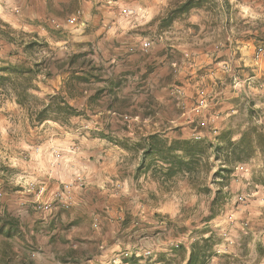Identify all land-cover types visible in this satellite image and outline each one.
Returning <instances> with one entry per match:
<instances>
[{
	"label": "rangeland",
	"instance_id": "374dc122",
	"mask_svg": "<svg viewBox=\"0 0 264 264\" xmlns=\"http://www.w3.org/2000/svg\"><path fill=\"white\" fill-rule=\"evenodd\" d=\"M84 1L91 5V8L84 9L88 17H99L107 26L113 27L115 35L120 33L135 41V46L131 47V50L135 49L133 52L140 49L146 52L151 43L174 46L176 54L173 55L175 64L172 73L157 81L167 80L171 84L168 99L172 103L166 102L168 104L160 109L157 107L154 114L143 107L133 106L131 111L126 110L133 103L125 105V100H119L118 107L127 116H117L118 120L112 123L117 133L110 135L115 142L109 143L107 137L103 138L104 134L93 129L97 126L94 119L98 121L99 118L69 117L66 122L45 120L31 123L26 108L14 101V93L1 92L0 221L7 216V211L10 213L14 210L20 215L23 212L10 201L9 194L16 188L30 193L29 198H34L33 205L37 210L50 211L58 207L65 219L68 215L66 212L74 205L73 192L87 184V177L85 179L78 164L81 161L96 163L89 174L105 176L106 179L108 172L114 169L111 162L122 161L124 165L116 169V175L111 173L113 185L110 189L116 196L114 203L121 205L126 213V222L135 226V232L132 231V236L128 238L142 247L144 252L138 251V255L143 259L154 258L157 252L163 251L175 239L188 243L207 226L218 241L216 252L208 264H264V185L258 177L263 170L260 152L232 167L228 181L221 188L223 199L218 200L221 203L215 206V215L210 219L209 203L218 186V180L213 179L218 163L213 162L211 152L209 169L197 178L200 188H192L186 180L176 178L166 195L151 196L148 193L136 198L128 194L120 196L121 185L115 183L121 181V175L126 180L133 178L136 163L141 157L140 151L133 147L140 137L149 132L167 131L169 125H178L187 130L191 139L200 141L213 138L220 131V126L223 128L225 125L247 122L264 124V0H227L228 4L224 0H206L204 5L194 8L188 16L176 19L163 28L159 27V18L178 0ZM84 1L0 0L1 29L7 30V24L17 43L32 40L30 35L36 32L38 39L44 42L25 50L23 46L8 43L0 36V63L21 61L28 65L46 60L31 80L35 86L31 92L39 98L53 93L51 88L59 87L62 81L57 77L48 78L43 69L46 64L56 71L61 68L62 61L59 59L60 62L56 63L54 57H61L63 44L56 42V38L67 37L76 48L80 47L76 45L77 39L91 34L79 30L86 27L81 11ZM46 12L53 18L48 21L52 34L42 24L44 18H39L42 13L47 19ZM86 49L82 51L89 58ZM20 81L25 80L20 78ZM120 81L124 89L125 80L121 78ZM162 87V83L152 86V94L165 96ZM162 112H165L164 115ZM172 117H176V121L171 122ZM121 145H126V148ZM31 161H48L52 166L62 164L59 179H64L55 190L48 192L47 184L30 177L23 182V170H26V163ZM75 161L77 166H70ZM102 161L106 163L100 166ZM20 183H24L23 189L19 188ZM144 187L153 191L150 183ZM204 187L210 191L206 193ZM48 193L50 195L46 198ZM152 201L154 204L167 201L170 209L173 201L174 211L166 214L147 211ZM18 204L23 206L22 202ZM30 215L31 212L23 213L26 233L34 230L32 224L36 225ZM148 220H152L151 227L146 225L141 229ZM154 221L157 223L154 224ZM93 223L92 220L88 223V229H98L100 224L97 221ZM51 228H54L53 222L45 224L42 231H38V244L44 243L45 230L50 231ZM83 233V230L79 231L70 241H65L73 245L77 241L84 244L86 233ZM17 249V246L0 240V259H12ZM76 250L80 256L91 251V248L77 247ZM121 255L129 257L132 253L125 250ZM68 262L87 264L81 260Z\"/></svg>",
	"mask_w": 264,
	"mask_h": 264
},
{
	"label": "crops",
	"instance_id": "0c3cea01",
	"mask_svg": "<svg viewBox=\"0 0 264 264\" xmlns=\"http://www.w3.org/2000/svg\"><path fill=\"white\" fill-rule=\"evenodd\" d=\"M81 5V11L83 13L82 19L86 21V27L79 28V30L91 34L77 39L76 45L80 47L76 48L70 43L71 41L67 37H54L56 38V42H61L63 44L61 47V57H54L56 63L60 62L59 59L62 61L61 68L56 71L52 69L50 64H46L47 66H45L47 69L51 71V75L47 77L62 79L59 87L51 88L53 92L61 88L63 89L69 74L75 70H77L78 73L80 71L79 69H81L77 67L68 68L69 56L74 53H83L82 50L85 47L88 48L86 49L88 52L87 56H90L89 59L91 63H95V67L98 70L100 69L99 78L101 80H91V83L85 84V87L81 89V94H77L74 98L70 99L69 102L71 104L83 110L82 115L72 117L76 119L79 117L88 118L91 116L93 118H99L98 121L94 119V124L97 123V126L93 127V129L104 134L105 137L103 138L107 137L106 139L111 143L114 139H112L110 135L117 133L115 130L116 127L113 126L112 123L118 120L117 116L121 118L122 116H127L123 113L124 110L118 107L119 100H125V105L133 103L132 105L129 104V108L125 106L126 110L131 111V107L133 106L137 108L143 107L144 110H151L154 114L156 113L155 109L157 107L160 109L168 104L166 102L172 103V101L168 99V92L170 91L171 84H169L167 80L161 82L157 81L160 78H164L168 73H172V66L175 64L173 55L176 54V51L173 49L174 46L172 45L168 46L162 43H151L146 52L142 51L140 48L141 52L138 50L133 52L135 49L131 50V47L135 46V41L126 38L125 35H121L120 33L115 35V33H113L115 32L113 31V27L107 26L105 21H101L99 17L97 18L95 15L88 17L89 15L84 11L85 8H91L88 2L84 1ZM39 31L41 30H38V32ZM128 63L131 65L127 66ZM121 78H123L125 80L124 83H126L124 89L119 83L121 82ZM157 83H162V91L165 96L160 97L158 94H152V86H157ZM90 86H93V88ZM97 90L103 91L96 96L94 93ZM90 109L93 110L90 111ZM92 113H94V115H92ZM164 113L165 112H162L163 115ZM175 119L176 117H172L170 121H176ZM120 121L122 122V120ZM168 129L167 131L163 130L149 133L160 132L169 138L177 135L179 137L189 138L185 128H181L178 125H169ZM221 129L222 126H220L219 130ZM206 132L207 131H205V133ZM139 162L140 159L136 163V167ZM105 163L106 161H102L99 165L101 166ZM26 164V170H23L22 175L24 183L27 178H33L37 180V182H44L47 184V191L50 192L55 190L64 179H59V170L62 164H54L52 166L48 161H31V163L29 162ZM76 164L75 161L70 163V166L74 165L75 167L77 166ZM81 164H83V168ZM122 164V161L111 162L114 169L108 172L109 176L105 179V176L99 177L95 174H89L92 167L96 166V163L81 161L78 166L83 170L85 179L87 177L85 182L87 184L85 187L73 192L74 205L66 212L68 215L65 219H63L64 214L62 210L58 207H54V209L50 211L37 210L33 205L34 198H29L30 193L27 194L25 191H19L16 188L13 193L9 194L11 197L10 201H13L15 206H17L18 209H22L23 212L20 215L19 212L14 210L10 213L7 211V216L3 218V221H0V240L7 244L11 243L17 246L18 249L17 251L15 250L16 254L12 259L8 260L7 257L4 258V260L9 264H69L68 261L75 260H81L83 263L87 264H107L110 262H119L123 257L121 254L125 250H129L130 253H135L136 255L140 252H144L138 243L128 238L132 236V231L133 233L135 232L133 228L135 226H132L129 221L126 222V213L121 205L114 203L115 199L113 198L116 196L113 194L112 189H110L113 185L110 179L111 173L114 172L113 174L116 175V169H119ZM85 166L86 169H84ZM70 168L73 169V167ZM120 180L121 181H115V183L121 185V195H119L123 197L128 194L129 196L140 198L148 193H150L151 196H155L167 192L154 180L150 171L140 170L135 174L134 170L132 179L126 180L121 175ZM24 183H20L18 185L19 188L21 187L23 189L24 185L22 184ZM149 183L152 185L153 191H148V189L144 187L146 184L149 185ZM5 195L6 194H4V196ZM47 195L49 196L50 194H46V198ZM3 197L2 199H4ZM18 202H22L23 206L19 205L20 203L18 204ZM0 205H2V203H0ZM170 206L171 209L167 201H159L155 202V204L152 201L146 210L153 213L156 212L157 214L158 212L166 214L167 212L174 211L175 205L173 201ZM25 211L32 213V215H30L33 216L32 222L36 223V225H31L35 227L34 230L28 233L25 232L27 229H25L24 226L26 224L23 216ZM91 220L94 221V223L97 221V223L100 224L98 229L97 227L96 229H88V223ZM51 222H53L54 228H51L50 231L45 230L46 235L44 238L46 239H43V244H38L37 241L39 240H37V237L40 236L38 231H42V227H45V224L48 225ZM160 222L162 223L163 221ZM156 223L157 221H154V224ZM146 225L151 227L152 220H148L147 224L141 227V229L147 227ZM82 230L86 233H83V235L85 234L83 239L86 240L84 244L77 241L73 245L71 242L68 244V242L65 241H70L75 233L81 232ZM34 242L36 245H34ZM78 244L82 246L79 247ZM77 247L91 248V251L86 252L84 255L80 254L79 256L76 252ZM71 252H73V254ZM156 263L159 264L158 262Z\"/></svg>",
	"mask_w": 264,
	"mask_h": 264
},
{
	"label": "trees",
	"instance_id": "16d2710c",
	"mask_svg": "<svg viewBox=\"0 0 264 264\" xmlns=\"http://www.w3.org/2000/svg\"><path fill=\"white\" fill-rule=\"evenodd\" d=\"M206 0H178L172 4L165 14L159 18V27H168L176 19L188 16L192 10L200 8ZM228 4L227 0L223 1ZM44 27L49 30L48 21L53 20L52 15L46 12L40 14ZM5 24V23H4ZM0 28V36L8 43L13 42L21 45L25 50H29L36 44H43L39 40L37 32L30 35L32 40L17 43L11 31ZM4 25V26H5ZM85 52L74 53L68 58V68H81L71 72L65 81L64 88L54 91L51 94L39 98L31 90L35 86L31 83L32 77L36 76L42 67L43 61H35L31 64L25 62L0 63V93H14V101L26 108L31 123H42L45 120L56 122H66L69 117L82 115L83 110L74 104L70 99L81 94V89L91 80H101L100 69L95 67V63L85 57ZM81 59L80 61H77ZM47 66V65H46ZM44 66L45 76L51 75V71ZM96 68V71H95ZM23 78L25 81H20ZM103 90H97L94 95H99ZM251 108V107H250ZM251 115V113H250ZM247 124V125H245ZM210 125L208 126V130ZM209 132V131H208ZM126 148V145H121ZM140 151V162L135 169V174L140 170L150 171L151 176L157 181L165 191L169 190L170 184L176 178L187 181L192 188H200L197 184L199 174L206 172L209 167V153H212L213 162H217V169L213 173V179L218 180L217 189L209 203V219L215 215V206L220 205L223 199L222 186L228 181L232 167L236 163L245 162L260 152L263 163V170L260 172L259 182L264 185V124L255 122L238 123L235 126L225 125L213 138L195 141L193 139L173 136L169 138L163 133H149L140 137L133 147ZM136 176V175H135ZM205 188V187H204ZM206 193L210 190L206 187ZM208 220V219H207ZM206 224V222H205ZM207 226L198 235L186 243L184 240L175 239L163 251L157 252L153 259L144 258L132 253L129 257H122L117 263L107 264H208L215 254V245L218 243ZM0 264H9L4 258L0 259Z\"/></svg>",
	"mask_w": 264,
	"mask_h": 264
}]
</instances>
